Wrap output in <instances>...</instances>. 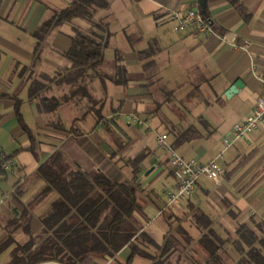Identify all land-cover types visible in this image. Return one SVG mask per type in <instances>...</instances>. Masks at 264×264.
<instances>
[{"label": "crops", "instance_id": "crops-1", "mask_svg": "<svg viewBox=\"0 0 264 264\" xmlns=\"http://www.w3.org/2000/svg\"><path fill=\"white\" fill-rule=\"evenodd\" d=\"M70 1L0 0V159L13 155L16 163L12 171L0 169V243L9 234L16 242L25 243L42 232L41 218L57 193L39 196L46 182L37 170L55 151L64 153L71 168L77 164L94 171L99 165L91 146L107 155L120 150L118 156L126 158L147 149L149 155L141 164L138 179V200L154 202L151 195L156 180L164 177V196L175 184L168 154L158 146V135L167 133L172 143L173 129L183 131L191 126L196 136L180 144L177 151L186 159L202 162L223 152L224 174L219 181L201 176L187 199L172 206H167L166 200L157 205L166 218L184 220L182 224L193 238L185 252L188 263L207 256L199 244L201 232L194 212L206 214L222 236L236 237L241 225L254 226V221L264 225V121L227 149L223 144L233 126L252 114L257 99L264 95V0H238L245 12L229 0H111L96 18L109 25L111 38L106 49H114L113 60L123 51L120 55L127 82L121 87L113 76L92 81L90 91L99 113L94 110L85 116L80 112L83 96L80 98L79 86L62 85L57 78L71 65L65 53L74 27L86 30L89 24L76 19L53 25L42 40L36 37L38 27L50 18H46L48 14ZM191 9L210 19L215 32H174L170 13ZM224 33L235 34L237 44L224 42ZM237 80H241V88L227 97L226 91ZM35 86L42 90L32 97ZM42 97L63 102L48 112L40 106ZM18 100L34 141L18 120ZM121 112L135 113L147 124L155 121L157 132L151 134L146 123L125 121L118 116ZM99 114L107 120L101 127ZM124 173L127 180L132 178L130 167L126 166ZM24 213L26 219L32 215L27 231L26 219L19 221ZM262 230L259 233L264 235ZM15 245L0 252V264L10 261ZM239 256L234 246L223 253L226 264H236Z\"/></svg>", "mask_w": 264, "mask_h": 264}, {"label": "trees", "instance_id": "trees-1", "mask_svg": "<svg viewBox=\"0 0 264 264\" xmlns=\"http://www.w3.org/2000/svg\"><path fill=\"white\" fill-rule=\"evenodd\" d=\"M229 1L241 12H245L238 0ZM110 2L111 0H71L64 8L53 10L50 18L36 30V37L42 40L53 25L72 23L76 19L89 24L86 30L74 27L70 49L65 53L71 65L58 75V83L73 86L99 75L98 69L105 60V49L109 45L111 33L109 25L97 20L96 16L100 10L108 8ZM205 4L203 11L207 15ZM115 63L116 74L112 80L118 85L126 84V67L120 53H117ZM41 90L42 88L35 86L31 96L37 97ZM78 92L84 97L89 95L85 86L78 87ZM40 101L41 108L48 112L55 111L63 102L57 97H42ZM94 110L99 113L94 105L85 114ZM16 112L22 128L34 141L30 128L21 116L20 100L16 103ZM97 119L99 124L105 117L99 114ZM195 132L193 126L183 131L173 129L174 140L170 142L172 147L177 150L180 144L194 139ZM119 145L123 148L122 143ZM84 146L86 149L89 147L86 143ZM91 148L92 151H89L99 165L94 171H85L77 164L71 168L61 151H55L41 163L37 175L45 180L46 185L39 196L57 193V199L42 216L43 230L39 235L31 237L25 243L16 242L12 234L1 241L0 252L16 244L7 264H40L47 261L102 264L116 259L127 246L131 253L123 264H133L136 256L150 260V264H226L223 253L228 246H234L240 255L236 264H264V235L259 233L263 231L264 225L256 221L253 222L254 226L241 225L236 237L222 236L213 228L212 221L206 214L194 212L193 218L201 232L199 244L207 254L202 261L193 259L188 263L185 252L193 238L183 227L184 220L181 218L173 220L178 222L179 230L170 229L165 234L163 243H158L135 216L140 208L138 191L141 184L138 179L141 164L149 151L143 149L135 156L126 158L118 156L120 150L107 155L94 146ZM32 150L34 151L33 148ZM11 158L13 159V155H5L0 159L1 170L2 162ZM126 166L132 169L130 180H127L124 173ZM26 213L20 217V222L22 217L27 218ZM31 216L26 219V231ZM167 220L172 224L170 216ZM19 225L22 226L20 223ZM175 256L176 261H173Z\"/></svg>", "mask_w": 264, "mask_h": 264}, {"label": "built area", "instance_id": "built-area-1", "mask_svg": "<svg viewBox=\"0 0 264 264\" xmlns=\"http://www.w3.org/2000/svg\"><path fill=\"white\" fill-rule=\"evenodd\" d=\"M173 20L172 30L174 32L197 31L205 34L215 32L213 25L200 10L191 9L187 12L173 11L170 13ZM224 42L237 44V36L235 34L224 33L221 35ZM118 116L125 121L144 124L145 120L135 113H118ZM105 119L101 120L99 126L105 123ZM264 121V95L260 96L255 104V109L243 122L236 123L233 126L232 132L223 141L224 149H227L232 143L243 139L249 133L258 129L261 122ZM158 146L168 154L170 171L175 179V184L172 188L165 191L167 206H172L190 197L196 188L197 182L201 176L219 181L224 168L221 161L224 159V154L219 153L216 157L208 162H202L197 158L186 159L176 149L172 147L168 141V134L163 132L158 135ZM4 157V156H3ZM16 163L14 159H5L1 168L5 171H12Z\"/></svg>", "mask_w": 264, "mask_h": 264}, {"label": "rangeland", "instance_id": "rangeland-1", "mask_svg": "<svg viewBox=\"0 0 264 264\" xmlns=\"http://www.w3.org/2000/svg\"><path fill=\"white\" fill-rule=\"evenodd\" d=\"M61 7L58 8H63L64 6H66V4H61ZM49 16H51V12L48 14V16L46 18H48ZM73 34H74V30H73ZM114 49H105V60L103 62V64L99 67L98 71H99V75H97L94 79L92 80H86V81H80L79 83L71 86V87H75V86H85L87 88V91L91 97H89V95H87L86 100H84V96L81 93L80 98H82L83 96V102L81 104L80 107V112L81 114H85V112L88 110V108L95 103L96 101H94V97H92V93L90 91V84L92 81H94L95 79H101L102 81H104L105 77H110V76H114L116 74V68H115V61L113 60V53ZM123 52V51H121ZM120 52V53H121ZM121 87L124 86L125 84H119ZM213 98V97H212ZM99 104V103H98ZM163 111H167V108L162 109ZM146 125L145 127H150V133L154 134L155 132H157L156 127H158L159 125L156 124V122H150L147 124V121H145ZM160 134V133H159ZM11 178V176H9ZM164 177L159 178L158 180L155 181V183L153 184L154 187V193H152V200L154 202H144L142 199L143 198H139L140 200H138V203L140 204V208L136 211L135 216L137 217L139 223L141 226L144 227V229L150 234L152 235L155 240L162 244L163 240H164V235L167 231H169L170 229L179 230V225L178 222L175 220H171L172 224L169 223V221L167 220L165 214H160L159 213V208L157 205H162L163 202H165L166 198L164 196ZM183 227L187 228V226L185 224H182ZM172 226V227H171ZM188 229V228H187ZM131 253V249L127 248L126 252L117 257L116 260L113 261L112 264H123L127 261L129 255ZM173 261H176V256L173 258ZM150 260L142 258L140 256H136L134 263L133 264H150Z\"/></svg>", "mask_w": 264, "mask_h": 264}, {"label": "water", "instance_id": "water-1", "mask_svg": "<svg viewBox=\"0 0 264 264\" xmlns=\"http://www.w3.org/2000/svg\"><path fill=\"white\" fill-rule=\"evenodd\" d=\"M241 80H237L233 85H231L228 90L226 91L225 95L229 97L230 95L237 93L238 90L241 88Z\"/></svg>", "mask_w": 264, "mask_h": 264}]
</instances>
